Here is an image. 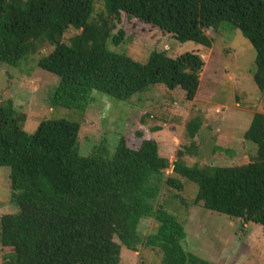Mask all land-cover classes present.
<instances>
[{
	"label": "trees",
	"instance_id": "16d2710c",
	"mask_svg": "<svg viewBox=\"0 0 264 264\" xmlns=\"http://www.w3.org/2000/svg\"><path fill=\"white\" fill-rule=\"evenodd\" d=\"M122 15L205 49L212 46L207 31L231 24L256 52L253 81L264 92V0H0V64L17 66L35 52L36 41L50 46L38 67L59 79L52 108L84 111L92 91L128 101L155 85L193 101L201 57L153 51L139 63L110 50L123 39L122 30L113 34ZM69 28L79 33L64 43ZM25 120L12 101L0 104V167L10 169L18 207L0 217L1 264H120L122 247L136 252L141 244L159 249L161 264H209L185 250L177 218L154 208L170 169L156 141L133 149L122 137L111 159L81 156L78 123L43 120L28 134ZM198 130V120L187 124L191 139ZM244 139L257 148L248 163L187 166L179 151L164 183L178 192L180 179L195 183L194 205L264 227V114L253 115ZM145 218L157 229L142 239L138 227Z\"/></svg>",
	"mask_w": 264,
	"mask_h": 264
},
{
	"label": "rangeland",
	"instance_id": "374dc122",
	"mask_svg": "<svg viewBox=\"0 0 264 264\" xmlns=\"http://www.w3.org/2000/svg\"><path fill=\"white\" fill-rule=\"evenodd\" d=\"M119 30L124 33L121 43L109 44V49L139 63H146L153 51H163L171 58L198 54L204 67L194 100L188 102L177 92L155 85L128 101L92 91L84 111L52 108L49 101L59 79L38 67L40 58L52 48L36 41L35 52L17 66L0 64V104L12 101L26 117L23 130L28 134L34 133L43 120L78 123L81 156L111 159L122 137L133 149L143 140L156 141L158 153L168 159L170 169L153 205L155 209L164 208L182 224L185 250L209 264H264V227L194 205L195 183L180 179L184 184L181 192L164 183L172 174L179 151L185 165L208 169L243 165L256 157V145L244 139L253 115L264 114V92L253 81L254 48L229 23L220 24L216 32L207 31L212 39L209 49L193 42L180 43L170 34L125 15L115 24L113 34ZM78 33L75 28L67 29L63 42L69 43ZM31 46L26 45L27 49ZM193 120L199 121V130L191 139L187 124ZM17 211L10 189V169L0 167V217ZM156 229L153 218L142 219L138 227L142 239ZM3 252L0 246V264ZM120 259V264H161V253L141 244L136 252L122 247Z\"/></svg>",
	"mask_w": 264,
	"mask_h": 264
}]
</instances>
